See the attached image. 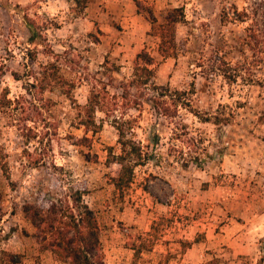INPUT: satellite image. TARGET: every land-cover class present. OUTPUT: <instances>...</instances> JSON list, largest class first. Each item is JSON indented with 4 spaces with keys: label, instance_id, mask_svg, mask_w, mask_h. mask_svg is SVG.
Here are the masks:
<instances>
[{
    "label": "rangeland",
    "instance_id": "1",
    "mask_svg": "<svg viewBox=\"0 0 264 264\" xmlns=\"http://www.w3.org/2000/svg\"><path fill=\"white\" fill-rule=\"evenodd\" d=\"M137 1L76 13L67 0H0V264H69L24 208L66 221L76 190L104 264H264V0ZM148 6L157 23L183 9L175 56L159 54ZM142 49L161 98L121 88ZM101 81L129 104L97 110L93 132L81 119ZM175 90L190 106L171 107ZM115 119L131 120L145 155L121 190Z\"/></svg>",
    "mask_w": 264,
    "mask_h": 264
},
{
    "label": "trees",
    "instance_id": "2",
    "mask_svg": "<svg viewBox=\"0 0 264 264\" xmlns=\"http://www.w3.org/2000/svg\"><path fill=\"white\" fill-rule=\"evenodd\" d=\"M67 1L70 3L71 10L76 13H81L90 0ZM136 5L139 7V2L137 0ZM145 8L152 23L151 32L159 39V54L164 58L175 56V28L177 23L185 19L183 9L181 7L169 9L163 21L157 23L151 7L148 6ZM28 26L30 31H32L31 38L34 37L35 34L37 35L34 25L28 22ZM152 64H154L153 56L147 50L142 49L136 55L130 79H127L121 88L126 92L129 87L136 88L140 93L154 89L156 95L160 98L167 95L168 89L159 91L160 88L154 85L152 81L154 78V69L151 68ZM59 81H61V79ZM104 85L107 84L102 83V81L99 85H91L86 104L83 108L84 111L82 113L81 124L87 130L93 132H97L99 128L95 120V112L97 110L103 111L106 115H109L110 113H114L117 108L129 104L123 103L122 100L119 101L120 96L115 94L111 95V98L108 99V92ZM174 92L176 93L174 97L172 95L168 96L172 100L171 107H173L175 111H178L181 107L190 106L186 98H184V95L187 94L188 91L175 90ZM121 97L123 99L126 98L125 96ZM150 100L154 102L153 106L155 108H160V106L155 103L154 99L150 98ZM135 103L138 104V106L142 105V102L135 101ZM161 108L164 110L163 114L167 115L169 113L167 108L163 106ZM205 120H209V118ZM114 127L118 131L117 142L120 145V153L114 155L110 152L109 156L120 166L117 177L113 182L115 188L121 190L131 181L135 166L143 164L142 162L145 155L143 154L139 141H135L133 138L126 135L127 131L132 128L131 120L115 119ZM84 194V190H76L70 197L73 206L68 208V215H64L67 219L66 221H62L61 218L44 219L39 211L28 207L24 208V212L30 216L32 224L39 231L38 234L40 236H37L39 242H42L46 248L52 249L60 259L68 260L69 264H104L97 218L94 211L83 201L82 196ZM262 244V251L264 252V237L262 239ZM135 254H137V252ZM15 256V254L12 255V257ZM263 259L264 254L259 261ZM11 262L16 263V261H13V258Z\"/></svg>",
    "mask_w": 264,
    "mask_h": 264
}]
</instances>
